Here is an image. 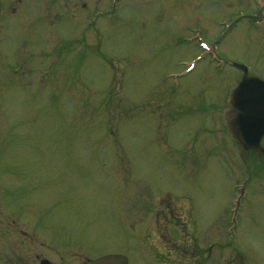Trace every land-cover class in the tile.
I'll list each match as a JSON object with an SVG mask.
<instances>
[{
    "label": "rangeland",
    "instance_id": "374dc122",
    "mask_svg": "<svg viewBox=\"0 0 264 264\" xmlns=\"http://www.w3.org/2000/svg\"><path fill=\"white\" fill-rule=\"evenodd\" d=\"M1 2L0 264L114 248L130 264L188 262L176 245L200 264L264 263V157L221 127L239 74L186 68L197 31L264 75L257 0H117L110 14L113 0Z\"/></svg>",
    "mask_w": 264,
    "mask_h": 264
},
{
    "label": "water",
    "instance_id": "95a60500",
    "mask_svg": "<svg viewBox=\"0 0 264 264\" xmlns=\"http://www.w3.org/2000/svg\"><path fill=\"white\" fill-rule=\"evenodd\" d=\"M240 117L249 118L240 122ZM229 118L235 138L244 147L257 149L259 137L264 133V98L262 99L260 96L253 98L250 95L245 97L239 94L232 103ZM44 263L47 264L42 261V264ZM97 264H126V261L122 256L108 255L97 261Z\"/></svg>",
    "mask_w": 264,
    "mask_h": 264
}]
</instances>
